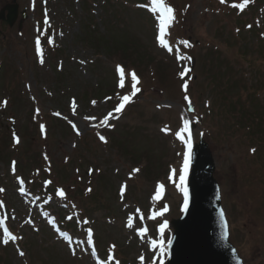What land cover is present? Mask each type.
<instances>
[{
  "label": "rangeland",
  "instance_id": "374dc122",
  "mask_svg": "<svg viewBox=\"0 0 264 264\" xmlns=\"http://www.w3.org/2000/svg\"><path fill=\"white\" fill-rule=\"evenodd\" d=\"M12 3L0 0V11ZM16 3L27 18L18 17L11 28L0 23V219L23 239L3 244L0 226V264H97L96 256L107 261L109 255L110 264H166L171 221L183 210L180 175L188 149L175 133L184 119L192 148L204 139L213 152L232 242L245 264H264V0H252L243 11L232 7L243 0H165L175 16L165 35L172 53L156 39L160 13L152 0ZM117 65L125 69L123 89ZM185 67L187 93L179 75ZM132 71L141 91L115 113L119 96L132 92ZM109 112L118 118L100 125ZM190 170L189 163L186 178ZM60 188L66 199L56 195ZM57 226L71 242L54 231ZM89 227L93 245L85 242ZM140 228H147L143 237Z\"/></svg>",
  "mask_w": 264,
  "mask_h": 264
},
{
  "label": "water",
  "instance_id": "95a60500",
  "mask_svg": "<svg viewBox=\"0 0 264 264\" xmlns=\"http://www.w3.org/2000/svg\"><path fill=\"white\" fill-rule=\"evenodd\" d=\"M17 5H8L7 22L13 25ZM216 164L209 144L195 145L189 184V201L183 215L172 221L174 235L167 264H244L230 241V227L215 177ZM223 213V216L221 215Z\"/></svg>",
  "mask_w": 264,
  "mask_h": 264
},
{
  "label": "snow or ice",
  "instance_id": "6c2138e0",
  "mask_svg": "<svg viewBox=\"0 0 264 264\" xmlns=\"http://www.w3.org/2000/svg\"><path fill=\"white\" fill-rule=\"evenodd\" d=\"M225 2H226V0H220L221 4H224ZM152 3H153V11L154 12L155 11H159V13H160L159 18H158L159 19V29H158V35H157L156 39H157L159 45L162 48L166 49L169 53H172L173 49L170 46V44L168 43V41H166L165 35H166V30L169 28V26L171 25V23L175 19L174 9L171 6H168L165 3V0H152ZM248 3H249V0H243V3L234 4V5H232V7L238 8L241 11H243ZM48 23H49V21L47 19H45L44 20V24H48ZM248 27H251V25H249ZM35 43H36V51H37V54L39 56V63L41 65H43L45 63V60L43 58V53L41 51V47H40L41 42H40L39 37L36 39ZM48 43H52V41L49 40ZM181 43L184 44L185 47H190L191 46L188 41H182ZM178 59H189V57L179 56ZM81 63H83V61ZM116 70L119 73V87L121 89H123V88H125V69H124L123 66L117 65V69ZM189 71L190 70L187 67H185L184 70L179 73L181 80L184 81L183 84H182V88H183L185 93L188 92L189 85H188V82L186 80H184V77L186 76V74ZM130 76H131L132 92H131L130 95L126 94V95L119 96V103L116 105V107L114 109L115 113H120L125 108V105L128 104L129 102H131L132 97L136 96V94L141 91V89L137 87V84L139 83V81H138V78H137V75H136L135 71H132ZM184 99H185V101L188 102L189 108H191V100H190V98H189V96L187 94H185ZM6 103L7 102L5 101V104ZM92 103H93V105H95L96 101H92ZM76 108H77V102H76L75 98H73L72 101H71V109H72L73 115L76 114ZM36 114L37 115L39 114V109H36ZM54 115L60 116L61 114L59 112H56V113H54ZM109 118H118V117H114L113 116V112H109L104 117V119L100 121V125H108ZM85 119H90V118L89 117H85ZM91 119H95V117H92ZM189 123H190L189 120L184 119L183 120V127L179 131H177L175 133L177 138L182 140L187 145V149H188V151L184 154L183 170H182V174L180 175V187H181V191H183V193H184V208L185 209H187V204H188V191H187V188L184 186V183H185V179H186V176H187V173H188V168H189V163H190V158H191V149H192ZM109 126L111 127V125H109ZM72 127H73V129H76V124L72 123ZM40 129H41V132L43 133L45 131V125L41 124L40 125ZM77 134L78 135L80 134L78 130H77ZM185 134H189V138L188 139H185ZM98 136H99V140L100 141H102L104 143H107V140H106L105 136L99 135V134H98ZM15 142L16 143L20 142L18 137L16 138ZM252 151L255 152V149H253ZM45 159H47V156H45ZM12 171H13V173H15V171H16L15 162H13ZM92 171H93L92 169H89V174H91ZM133 171L134 172H138L139 169H133ZM17 181H18V184H19L18 191L21 194H25L26 190L23 187L25 181L21 177H17ZM52 183H53V181H51V180L45 181L46 185H50ZM163 189H164V185L163 184L158 185V189H157L156 197H155L156 199L160 198V195L163 192ZM4 191H5V189L0 188V193H2ZM87 191L91 192L92 189L89 188V189H87ZM124 191H125V186H122L121 187V195L122 196H123ZM56 195L58 197L62 198V199H66V193H65V191L62 188L56 190ZM49 199H51V197H49ZM4 207H5L4 202L0 201V209H2ZM73 207H75V205H73ZM167 210H168L167 207H165L163 209V211H159V212L153 213L149 217V219H155L157 216H162L164 214V212H166ZM139 211L140 210L137 209V212H139ZM221 215L223 216V213H221ZM12 219H15V216H13ZM67 219L71 220L72 217L69 216V217H67ZM140 219L143 220V215L142 214L140 216ZM26 223L32 224L33 222H32L31 219H29V220L26 221ZM50 223H55V222L54 221H50ZM83 223L88 224L90 222L87 221V220H84ZM0 226H3V236H4V239L2 241L3 244L7 245L10 241L11 242H16L17 240L23 239V237L17 236V235H13L12 232L9 231V228L5 225V220L4 219H0ZM126 226L129 227V228L133 227V218L131 216H129ZM166 228H167V222L165 221L164 223H162L160 225L159 230H160L161 233H163ZM57 231L59 232V235L61 237H63L66 241L71 242L72 238L66 232H60L58 229H57ZM146 232H147V228H140V229L137 230V234L142 236V237L146 234ZM93 236H94L93 229L89 227L87 229L86 241L85 242L87 244H89V245H93L94 244ZM169 243H171V241H169ZM151 244H152L153 247H156L157 246V241L156 240H152ZM159 246H160L161 249H163V242L162 241L160 242ZM114 249H115V245H111L110 246V251H112ZM17 250H18L19 255L21 257H23L25 255V253L23 251H20L19 248H17ZM71 250L73 252V255H75V248H72ZM92 253H93L94 256L96 255L94 247L92 249ZM143 259H144L143 256H141L140 257L141 262H143ZM113 260H114V257L112 255L108 256L107 261L101 260L98 256H96L97 264H110V262H112ZM114 264H119V261L115 260ZM160 264H163V261H161Z\"/></svg>",
  "mask_w": 264,
  "mask_h": 264
},
{
  "label": "flooded vegetation",
  "instance_id": "af4514ba",
  "mask_svg": "<svg viewBox=\"0 0 264 264\" xmlns=\"http://www.w3.org/2000/svg\"><path fill=\"white\" fill-rule=\"evenodd\" d=\"M19 17H20V15H19Z\"/></svg>",
  "mask_w": 264,
  "mask_h": 264
}]
</instances>
